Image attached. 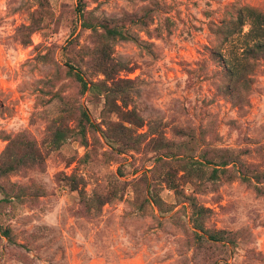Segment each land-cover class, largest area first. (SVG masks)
<instances>
[{
    "label": "rangeland",
    "instance_id": "1",
    "mask_svg": "<svg viewBox=\"0 0 264 264\" xmlns=\"http://www.w3.org/2000/svg\"><path fill=\"white\" fill-rule=\"evenodd\" d=\"M243 7L264 13V0H0V165L16 135L13 152L33 140L42 155L39 166L0 177V264H264V59L246 85L225 77L213 53L222 21ZM107 63L119 69L106 75ZM110 77L121 79L120 111L92 85ZM83 108L96 124L86 145ZM121 131L125 143L114 146L103 135ZM216 148L237 163L203 159L222 160ZM216 166L227 169L211 179ZM154 192L173 210L142 203ZM81 194L109 201L88 206ZM194 201L223 240L198 239L208 234L194 227Z\"/></svg>",
    "mask_w": 264,
    "mask_h": 264
},
{
    "label": "trees",
    "instance_id": "2",
    "mask_svg": "<svg viewBox=\"0 0 264 264\" xmlns=\"http://www.w3.org/2000/svg\"><path fill=\"white\" fill-rule=\"evenodd\" d=\"M246 24L249 25V29L247 31L244 30V26ZM83 26L87 28L94 27L91 24H85V22H83ZM106 31L110 37L119 36L123 39L130 38L129 35L125 34L117 27H106ZM218 32L222 35V37L221 41L218 43V46L217 48H215L213 53L218 57V61L223 67L225 77L235 82L243 80V82L248 85L249 82L252 80L249 73L254 70V60L264 59V13L258 12L250 7H243L238 10L236 17H232V19H230L228 22L222 21ZM241 38H245L244 42H242L240 45H238V47H236L234 44L237 43L238 39L241 40ZM114 63L106 64V68L104 70V73L106 75H109V73L112 70L114 71V69H119L116 68V65ZM107 67L111 68L107 70ZM76 69L73 75L75 79L80 83L82 92H84L89 89L90 82L86 80L81 70ZM110 78L112 80L110 84L106 81L105 83L94 82L92 83V85L97 87H102V85H104L105 106L109 107L112 110L120 111L122 107H127L128 105L127 101L125 100V96H119V93L122 92V90L118 88L119 81H121V79L114 80L113 77ZM119 101H121L120 104ZM125 113L132 117L134 115V110L128 109ZM129 121L131 123H136L135 120ZM142 125L143 124H139L138 126ZM79 128V134L81 135L82 142L86 145L88 143L87 131L89 129L96 130V124L92 122L89 116L88 109L86 108L82 109L81 118L79 120ZM103 133L104 137H106L108 141H110V139H114L116 142H118L119 140L125 143V139L127 137L125 131H121L119 133V139L112 138V136H109L106 132ZM20 136L21 135H16L14 138H9V143L6 148V156L2 161V164L0 165V177H4L10 173L16 172L23 167H30L34 165L39 166L42 161V155L33 140L19 142V147L17 148V150L14 149L13 152V145L17 142V139ZM192 137L196 140V142H199L200 139L205 140L204 135L200 137L196 134L192 135ZM159 138H161V136H157V138H155L154 140L156 142H161L162 140H160ZM62 139V132H56L55 141L59 143ZM111 141L110 143H112V145L114 146L115 141ZM160 147L164 146L161 145ZM216 149L226 152V155L221 157L222 160L208 158L206 154L203 155V159L207 160L210 163H213L214 165H221L222 167H225L231 163H237L239 158L231 155V149ZM186 167L189 170V173H195L196 175L197 173H200L198 169L200 166H196V162H192L189 165L187 164ZM226 169L227 168H219L218 166H216L215 168H213L210 174V178L217 179L220 176L219 172L226 171ZM241 178L247 182H251L253 180L260 182L259 174L249 175L248 173H242ZM167 182L169 183L170 188L174 189L176 193L179 192V186L177 182H175L174 176L172 177V174L170 172H168ZM81 195L82 202H84V204L88 206L92 201L96 200H99V203L101 204H104L109 201L108 199H102L100 196H97L96 198L92 197L91 199H89L84 194ZM18 196H20V194H18ZM146 201L155 204L159 208L160 212L163 214L173 210V205L168 204L158 192H154L150 197H146L145 200L142 201V203L144 204ZM191 204L192 207H194L192 211L194 227L208 234V236L205 237V235L195 232L198 239L200 240L205 238V240L209 242L223 240L224 236L222 235V230L211 232L204 227L201 219L205 215L206 208L197 205L195 201ZM2 235L7 237L10 241H13L10 228H5Z\"/></svg>",
    "mask_w": 264,
    "mask_h": 264
}]
</instances>
